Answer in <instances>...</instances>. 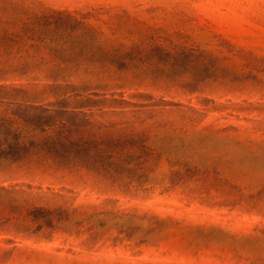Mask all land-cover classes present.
<instances>
[{"label": "rangeland", "instance_id": "374dc122", "mask_svg": "<svg viewBox=\"0 0 264 264\" xmlns=\"http://www.w3.org/2000/svg\"><path fill=\"white\" fill-rule=\"evenodd\" d=\"M0 125V264H264V0H0Z\"/></svg>", "mask_w": 264, "mask_h": 264}, {"label": "trees", "instance_id": "16d2710c", "mask_svg": "<svg viewBox=\"0 0 264 264\" xmlns=\"http://www.w3.org/2000/svg\"><path fill=\"white\" fill-rule=\"evenodd\" d=\"M50 129V125H43L42 129L39 130L37 137L30 136L33 141H30L28 144L23 143L20 139L23 135L26 136L29 133L23 131V129H19L20 133L11 138V128L0 125V162L9 160L17 162L23 160L24 156H22V154L26 153L33 147L50 146L53 141V138H50ZM31 132H33V130ZM60 139H58V141Z\"/></svg>", "mask_w": 264, "mask_h": 264}]
</instances>
